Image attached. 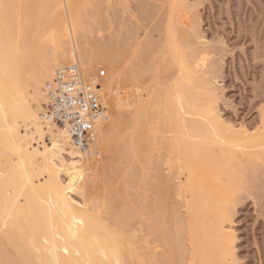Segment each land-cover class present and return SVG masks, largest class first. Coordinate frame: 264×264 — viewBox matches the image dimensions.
Returning a JSON list of instances; mask_svg holds the SVG:
<instances>
[{"label": "bare ground", "instance_id": "bare-ground-1", "mask_svg": "<svg viewBox=\"0 0 264 264\" xmlns=\"http://www.w3.org/2000/svg\"><path fill=\"white\" fill-rule=\"evenodd\" d=\"M66 1L70 2L68 3L70 4L69 12L71 13V17H70L71 20L69 21V23H67L66 21L67 19H65L64 20L65 22L63 24L61 22L63 21L62 19L64 18L62 17L63 11H59L62 13L61 15L60 13H58L59 16L57 17L58 18L57 21L59 23L58 22L57 23L59 25L62 23L61 24L62 29L59 28V30L61 29L60 30V32L62 33L61 35L68 36L70 40L69 42H66V43L64 41L63 42L61 41L60 43L57 42L58 44L55 42V44L57 45L55 46L53 45L54 46V47L52 46L53 48H50V47L48 48L46 46L47 47L46 49L43 43L41 44L43 45L41 47H40V44L38 47H36V45L34 46V43L36 42V40H39L38 39L39 36L40 37L43 36L42 38L44 39L43 34L46 33V32L44 33V30L46 29V28L44 29V26L46 27V24L47 25L50 24L52 20L50 18L51 14H54V13H51L53 10L52 8H54L55 6L56 7L55 11H57V7L59 6L61 7L62 5H64L61 2V0H0V264H123V263L125 264L126 262L124 261L125 259L123 258L124 256L123 253L124 252H126V254L128 253L127 248L128 249L130 248V251H131V248L132 250L134 248V238L132 234L129 236V232L126 231V230H129L128 226L133 221L131 220V223H128L129 218H131V216L127 212L128 211L127 209L129 208L128 206L126 208L125 203H123L125 201H123L124 199H122L123 198L122 195L118 194V189H116L117 187H115L116 184H121V183L120 182L118 183L117 179L116 181L115 179H113L114 176L115 177L119 176L118 173H120L122 165L125 164L124 163L126 159L125 153H128L127 147H126L127 144L126 143L123 144L124 138L122 139L123 141L121 140V137L125 135V133L120 135L121 133L120 130L122 129L121 127H123V130H124L125 129L124 126L126 124L125 122L124 124H122V122L125 120V117L127 119L128 117L123 116L124 119H122L123 118L122 115H124V113H122L121 111L120 112H116V111L119 110V108L122 107L123 105L124 106L129 105L126 102H128L127 95L129 94V91L131 90H129L128 87L122 86L125 82L127 86L130 83L132 84L133 82L134 83L141 82V85L143 83H145L143 85H147L148 83L146 84V81L150 79L151 74L155 75V73H152V72H157V71H158L156 73L158 77L157 79H160L161 81L162 74H159L161 73L159 72L160 66L156 62L159 61L161 57L167 56L164 54L166 51L164 50L165 52H162L161 56H160L161 53L159 52L158 54L156 51L157 55L160 56L158 60H156L157 58L153 55L155 54V52L153 51L152 53V49H150L151 53L145 54L144 52L143 54L145 55L141 54L138 51V53H136L137 55L135 54L131 55V56L134 55V59L133 57L131 59L128 58L130 62H127V64L126 63L120 64V60H119L120 56L118 57L119 48L118 49L115 48L116 50H111L113 49V47L110 49L111 46L109 47V49L108 48L106 49V47L104 46L106 50L103 49L102 51L101 50L102 47L100 45L101 52L99 51L98 54L95 52L96 55L93 54V56H90L89 54L86 53L84 46L83 48L82 46H80V44L75 39V35H74V33L76 32V31L74 32V25H76L77 27V25H79V22L83 21L80 18L81 16L80 12H78V5L75 2V0H66ZM178 4L180 5V3ZM174 5H175V2H174ZM172 8H175V6H173ZM170 12H171L170 14H173L174 16L173 9ZM173 16H170L171 17L170 20H172ZM52 25H54V23ZM168 25L169 24H167V26ZM168 29H169L168 33L170 35V32H171L170 27H168ZM79 31H81V28ZM60 32L58 33V35L60 34ZM55 34L57 35V33ZM184 34L186 33L183 32L182 36L186 38L187 34L185 36ZM169 35L167 34V36L170 39L171 37ZM45 36H47V33ZM56 37L58 36H55V38ZM68 37H66V39ZM35 38L37 39L33 40ZM59 38H63V37H60L59 35L58 41H59ZM79 38L80 37H78V39ZM174 41H177V40L174 38ZM170 42L171 40L167 42V45L168 43L169 45L171 43L175 44L173 48L172 46H169V45L168 46L176 50L175 46L177 45V43L176 42L174 43L173 40L171 43ZM63 43L64 44L68 43V44L67 46L66 45L63 46ZM166 48L167 46L165 47V49ZM92 49H95V47H93ZM147 51H149V49ZM167 51L170 52V53H166L168 54V57H169L171 55V51H169L168 49ZM174 53L175 52H172V55ZM164 57L162 59L163 62L169 61V59L171 62L172 60L171 63L169 62V64H167L166 69L163 68L164 71L161 69L164 72L163 74L165 75L168 73L166 71L167 69L168 71L171 70L170 66L172 65V63L175 65L177 62H174L175 60L173 61V59H171L172 56H170L169 58L168 57L164 58ZM73 61L78 62L83 68L84 72L88 76H93L94 74L98 72L96 69L102 67L99 65L98 62H101L100 64H102L103 61L106 63L108 62L109 64L111 62L113 64L111 65L114 67V69L111 68L113 70V73L108 74V75L106 73L107 76L103 79L104 81L102 83V88L100 89V93L102 94V97H103L102 99L104 100L103 101L104 111L97 123L96 140L94 144L88 149L81 148L75 143H73L70 136L64 129H62L61 127L53 123L46 122L42 118L43 106H44V102L46 101V96H45V91H44L45 85L47 84L49 80L54 79L55 71L58 67L66 65ZM126 61L128 60L126 59ZM183 61H184V58H183ZM133 62H135V64H133ZM184 62H187V61H184ZM184 62H182V64ZM108 63L106 65H108ZM187 64L189 65V62H187ZM97 65H99L100 67H97ZM111 65L108 66L109 69ZM156 65H157V68H156ZM185 65L186 63H184V65L182 66L177 65V68L180 67L179 69H181L183 67V69H181V72L178 69L179 72L181 73V78L178 77L176 80L179 79L180 82L177 83V81L175 80L176 84L173 83L172 85V86L176 85L175 86L176 89L171 88L168 90L165 89L164 91L163 90L159 91V88H158L159 85L162 88L166 86L165 84L166 81L164 83V81L160 82L159 80L158 81L161 84H157L158 83L157 82L156 83L157 85L152 91H150V89L153 88L154 86H152L149 89L150 93L148 94H150L149 95L150 99L148 100L147 103H144L142 105L140 104L141 109L140 110L138 109L139 111L137 113V118H135L137 120L134 122L135 124L133 127V129H135V132H133V135L135 133V136L133 137L135 138L132 140V144L134 145V148L132 149L135 154L142 156V159L144 160L143 165L144 163H148L145 160L146 159L145 157L147 156L146 154L150 150L149 148H147V146L150 145V144L148 145V140H150V138H152V136L154 135V133L153 135H151L152 133L149 134V132L153 130L155 126V124L151 121V119L152 118L154 120L156 119L155 116L157 117V112L155 113V115H153L155 112L154 109L156 108L157 110V106H158L157 104L160 103L159 105H161V103L163 102L162 104L166 105V107H163V110L165 108L164 118H166L167 116L166 124H168L169 128H171L170 130L171 132L175 131V135H173L175 136V138L173 139L174 142L172 141L174 144L173 150L176 149L175 152L178 153V155L177 153L175 154L179 157L178 158L176 156V158L180 159L179 164L181 163L180 165L181 170L183 169V172L187 173V181H186L187 185H185L186 186L185 188H187L188 190V194H189L188 198L191 197L190 198L191 200L188 199L189 200L188 205L191 207V210H192L191 212L193 213V217H192V214L190 212V207L188 206L189 212L191 214L189 221L190 222L192 221L188 229L190 228L189 230L192 231L193 239L191 240H193V244H194V246L192 245L194 247V248L192 247L194 251H192L191 254H194L193 252H195V255H193L195 257L192 256V261L193 260L195 261H193L194 263L193 262L192 263L193 264H213L212 262L216 261L217 263L220 262L219 264H224L223 256L224 254L229 255V252H230L229 246L231 247V245L228 244V241H227V245L225 244L226 241L225 242H223L224 240L222 242L220 241L219 243L221 244L218 245V248L220 246H223V245L224 246L222 248H219L220 251H218V249L215 250L216 252L218 251L217 252L218 254L219 252L222 253L223 251H225L223 252L224 254H221V253L219 254V255H223L221 256L222 258L218 255L217 258L213 259L214 257L212 256L211 259L208 260V257L206 256L204 248L206 247V245H208V248H209V245H212L210 247H213V246L215 247V245L218 243L217 242L215 244L214 240L218 239L217 237L219 235L218 232L220 229L218 231L216 230L218 229V227H220L218 226V223H220V221L219 222L215 221L214 216L216 215L215 216L216 220H220L218 219L220 216L227 217L225 215L226 214V211H224L225 209L221 207L220 206L221 204L219 203H221L222 200L226 202L227 196L229 200L232 198L235 199L236 193H233L234 194L233 196L231 194L232 191L230 192V190L232 188H233L232 190H234L235 188V192H236V189L238 188L237 186L241 187L243 186L244 183H245L244 184L245 186L246 181H244L245 178L240 180L241 178L240 177L241 175L239 174L240 171L237 173L238 175H240L239 176L240 178L238 177V179L235 176L233 177L232 174H234L233 173L234 171L232 172L229 171L230 173H232L231 174L232 177L228 175V177H230L231 179L225 182V183H228L229 185L228 184L219 185L218 183V187H217L216 185L217 183H215L214 186L211 185L212 186L211 190H209L210 188H208V186H207V189L206 187L202 186L204 184L210 186V184L206 183L207 181L206 182L203 181V180H206L207 178L205 179V177H203L202 174L206 172L205 170H208V171L211 170V165L214 164V162L212 163L211 156H209V153H208L209 150L212 148V145L221 144V142H218V141L220 140L222 141V139H224L223 138L224 136L226 137L224 139V142H227V141L229 142V139L231 140L232 137L229 138L228 135L224 133L225 131L223 130V128H222V131L224 132L221 134L222 131L221 132L219 131L221 130L219 127L220 125L219 121H215L216 124L212 122L213 118H211L210 116L211 110L205 111V106H204L205 103L201 105L203 101L199 100L201 96L197 97L199 98L198 99L199 102H201L200 105L198 104L199 102H197L198 100L196 99L195 95H194V98H192L195 101H193L190 98L193 95V92L191 91H193L192 89L195 88L193 86H195L196 84L195 80L193 81L191 79L195 75L193 74L194 72L192 73L190 71L192 73L191 74L188 71L192 67L188 68L189 66L186 65L187 67H185ZM127 66H128V69H127ZM125 67L127 70L125 69ZM168 67H170V69ZM183 71L186 72V74L182 73ZM119 75H121L123 78ZM188 75L192 76L191 79ZM119 77L122 78L123 80L122 79L120 80ZM165 77H167V75H165ZM195 77L194 79L197 80V77L196 78ZM162 80H165V79L162 78ZM177 84H179V86ZM187 84H189V86H187ZM190 86L192 89L188 90L186 87L190 88ZM121 93H124V95L127 94L126 95L127 97H125L126 98L125 103L123 102L124 98L121 99ZM190 93L192 95L189 97ZM32 101L34 102L36 101L38 103L43 102L42 103L43 106L42 104H40V107L42 108V110L40 107L38 108L39 104L36 107L33 105ZM186 104L190 105V106L188 105L189 108H186L185 106ZM137 106L138 104L136 105V108H138ZM175 107L179 108L178 110L179 115L175 114L177 110L173 113L172 108H175ZM160 108L161 106L158 108L159 112H160ZM119 113H122V115H120ZM196 114L202 116V118L205 116L204 117L205 119L203 118V119H200V121L198 120L195 121L194 120L195 118L192 119L190 117V115L191 116L194 115L195 117ZM207 116H210V117H208L207 119ZM213 117H215V115ZM20 119H22L21 122L23 121L25 122V125L28 127L30 134L29 132L21 133V131H19ZM156 121L157 120H155V122ZM209 121L214 123V126ZM208 122L209 124H212V126L210 125L208 126ZM149 123H151V125L153 124L154 126L153 125L151 126ZM149 125L153 127L151 130H149L151 128ZM209 127L210 128L214 127L216 130L210 129ZM148 134L151 135V137H149ZM241 134L243 135V133ZM37 135H39L40 136L39 138L41 139L39 141L38 146L33 145L32 141L30 140V138L36 139ZM145 135L149 137V139L147 138L148 140L145 139L146 138ZM261 135L262 136H259L258 138H261V139L263 138V143H264V133L263 134L261 133ZM45 136H49L50 142H46L44 140ZM230 136H233V134ZM244 136H246V134ZM119 138L122 141V143L119 141ZM245 138H248V137H245ZM253 138H255V136H253ZM261 139H258L259 145L257 144L258 146L256 147L258 148L259 146H261L259 147V149L261 148V150L264 151L263 149L264 147L262 148L264 144L262 143L261 145V142H262ZM153 141H151L152 147L154 143L155 144L157 143L156 141L152 143ZM255 141L256 140L253 141V144L255 143ZM151 145L149 147H151ZM246 145L248 146V149L251 146L248 144ZM258 153L257 155L259 156ZM95 155L100 156V160L98 164L95 163V159H94ZM254 155H255L254 157H253V154L251 155V158H253L252 160H254L255 157L257 156L256 153H254ZM97 156H95V158ZM215 157L217 156L215 155ZM220 157L217 159L218 161L216 163L219 165L215 164V168L217 167L221 168L222 166L226 165L224 163L226 162V160H224V162L222 160L221 162V160L219 159H221L222 157L221 158ZM1 158L5 160L4 163L1 162ZM14 158H16V160ZM93 162L94 164L98 165L97 170L95 168L96 166H94L96 170L95 172L96 174L89 173L91 172L89 170L93 168L92 166ZM209 163H211L210 166H209ZM220 163L222 166L220 165ZM230 164H233V163H229V164L227 163V166L229 165V167L231 168ZM254 164H257V163L252 162L251 165H254ZM206 167L210 169H207ZM232 168L233 169L231 170L236 169V167L234 169L233 166ZM240 170H242V168ZM126 171L127 170H125L124 172ZM61 172H63L67 176V182L65 180V183L60 180L61 178H59V175ZM104 172L106 174L110 173V175L108 174V176H111V177H108V178L105 177L103 175ZM244 172H246V169L245 171H242L241 174L242 173L244 174ZM37 173L39 175L40 174L45 175V180L42 181L41 183H38L36 181L37 178L35 179V177L38 176ZM100 173L102 174L100 175ZM97 174L100 176H98ZM96 175L97 177H99L98 179ZM133 175L135 174L134 173L128 174L127 172V175H126L128 177L127 180L129 179L128 181H130L133 178ZM101 176H104V177L100 178ZM105 178H107V180ZM109 178L113 180L111 181ZM159 178L157 177V180L151 183L153 187L152 190L154 191V194H155L154 203H152L153 200L152 201L150 200L152 204H150V206L148 205L149 208L147 209V211L145 210L144 212V211H141L140 209V211H137L135 213L136 215L134 216L135 217L137 216V218L139 217L142 219L141 221L143 223L144 229L149 235L157 236L163 241L165 240L169 242L170 245H167L168 253L170 252L169 257L168 255L163 256L165 257L164 259L166 260L163 259L162 261H164V263L165 261H167L166 264L168 263L172 264L174 262H175L174 264H176L177 261L174 259L178 256L177 254L184 247L182 248L180 247L181 243H183L181 242L182 238L180 237L181 236L180 234L174 236V233H173L171 237L169 236L170 234L168 235L169 232H168V229L166 228L168 227V225L172 226L171 223L173 222L171 223L169 222L172 221L173 219L170 218L171 214L169 216L168 203H166V199H167L166 195H167L168 189H166L167 184L165 183L167 180L165 179V181H163L164 180L163 177H162L163 180H161V176ZM200 179H202L201 181H203V184H201L202 182L200 181ZM236 179L238 181H235ZM113 181H115L116 183L115 182H114L115 184L112 183ZM234 181L237 183H235ZM239 181L240 183H238ZM242 181H244V183ZM103 184H105L106 191L111 196V199L114 201L113 202L111 200L113 202L112 203L113 212L109 211L106 213L107 214L112 213V217L116 215V218L115 216L113 218H115L114 222L117 227H114V224L113 226L111 225V223L113 222L112 221L113 218L111 219L112 222L110 224L105 223V222H108L106 219L108 216L105 212L104 213L101 212L100 214L96 212L95 210L96 207H92V206H91L92 208L86 207V208H91L89 209L91 211H93V209L95 208L94 209L95 212L91 213L90 211H88V209L81 208L78 205L79 202L76 201L72 196L73 194H76V193H81L84 195L86 193V195L84 196L86 200L88 201L90 199L91 204H95L97 206L99 203V190L101 189V187H103ZM232 184L234 185L233 187H232ZM237 184H240V185H237ZM224 185L226 187L228 186L227 187L228 189ZM121 187L123 186H120V188ZM7 189H11L12 194H8ZM121 191H122V188H121ZM121 191L119 190L120 193ZM224 191L225 193H228V192L230 193L225 194ZM222 194L223 196L226 195V197L222 198L223 197ZM118 195L120 196L117 197ZM230 195H232L231 198L229 197ZM219 196H221L222 199L219 198ZM219 199H221V201ZM211 201L213 202L211 203L212 206L215 204H218L217 205L218 208L217 206H215L214 208L213 207L210 208L209 202ZM206 205H207V208H206ZM133 208L136 210L135 207ZM211 209H214V210H211ZM210 210L212 211V213L215 212L214 216L212 214L209 215V216H213L212 219L214 222L213 221L211 222L209 220L211 224L206 221L208 223L207 224L204 218L206 219L208 214L211 213ZM216 210L218 213L216 212ZM115 211H117V213ZM227 211L230 212L229 207ZM222 212L224 213V215ZM95 213H97L98 216ZM99 215H102L100 217H105V215L107 216L105 217L106 220H104V218L102 219L105 222L101 220ZM127 215H129L128 218H126ZM117 217L119 219H117ZM121 218L124 220H122ZM120 219L125 222L127 221L128 225L126 224L127 226H125L124 225L125 222L124 223L122 222L119 224L116 223V221ZM174 219L177 221V218H174ZM121 220L119 222H121ZM175 220H174V224H175ZM222 221L223 220H221V222ZM204 222H205V225H204ZM177 223L178 222H176V225ZM209 224L212 226L211 228H209L210 227ZM176 225H175L176 228L174 227L175 229H177ZM170 226L168 227L169 229H170ZM123 227H125L126 230H123L124 229ZM119 228L123 230V232H121ZM172 230H173V227H172ZM178 230L177 232L175 230V234L179 233ZM126 233H128V235ZM183 234L185 235L184 232ZM122 235H123V238H126L127 236V239L122 240L123 239L121 238ZM189 236H190V232H189ZM161 237H164L165 239ZM121 241L123 242L127 241L126 243H128L127 244L128 246H125L126 243H122ZM183 241H184V238H183ZM167 242L165 243L168 244ZM209 243H214L215 245L209 244ZM214 249H210V250H214ZM132 252L135 253V251H132ZM183 252H184V249H183ZM209 252L211 253V251ZM213 252L214 251H212V253ZM171 254L173 255L171 256ZM181 254L182 252L179 253L178 257H180ZM127 255L132 257L134 254L128 253ZM182 255H184V253ZM181 258H184V256L183 257L181 256ZM131 259L132 258H130V260ZM212 259L214 261H212ZM126 260H127V257H126ZM179 261L177 262V264L181 263Z\"/></svg>", "mask_w": 264, "mask_h": 264}, {"label": "rangeland", "instance_id": "rangeland-1", "mask_svg": "<svg viewBox=\"0 0 264 264\" xmlns=\"http://www.w3.org/2000/svg\"><path fill=\"white\" fill-rule=\"evenodd\" d=\"M61 2L64 4V5H62L63 7L59 6V7H57V11H55L56 7L54 6V8H52L54 11L52 10V12H51L54 14L50 13L51 14L50 18L52 20L50 19L51 20L50 24H48V25L46 24V27L44 26V29L46 28L44 30V33L46 32L48 37L45 36L46 35V33H45V34H43L44 39L42 38L43 36H41V37L39 36L38 37L39 40H36L37 38L33 39V40H36V42L34 43V46L36 45V47H38L40 44V47H41V46H43V45H41L43 43L45 47L47 46L48 48L49 47L53 48L55 45H57L61 41L62 42L64 41L65 43L69 42V40H70L69 37L61 35L62 33L60 32V30L62 29L61 24L62 23L64 24L65 19H67L66 20L67 23H69V21L71 20L70 19L71 13L69 12V9H70L69 3L70 2L66 1V0H61ZM75 2L78 5V12H80V15H81L80 18H81V20H83V21H80L81 23L79 22V25H77L78 28L76 27V25H74V32L76 31L74 33L75 39L80 44V46H82V48L84 46L86 53L89 54L90 56H93V54L96 55V53L98 54V52L101 49L100 45L102 47V49H101L102 51H103V49L104 50H106L107 48L109 49V47L111 46L110 49L113 47V49H111V50H116L115 48H117V49L119 48L118 49L119 50L118 51L119 52L118 57L120 56L119 57L120 64H125V63L127 64V62H130L129 59H131L132 57L134 59V55L133 56H131V55L132 54L137 55L136 53H138V51L141 54H143L144 52H145V54H148V53H151L150 49H152V53H153V51L155 52V54H153V55L157 58L156 60H158V58L162 55V52H165V51L166 52L164 54L167 56H165V57L163 56V57L164 58L168 57V54H166V53H170L167 51V49H168L169 51H171V55H170V56H172L171 59H173V61L175 60L174 62H177L178 64L177 63L176 64L178 66L184 65V63H186V65H188L187 62H189L188 68H191V67L192 68L188 71L189 72L191 71L192 73L194 72L193 74L197 77V80L194 79V77H195L194 75H193L194 77L189 76V75L188 76L190 77V79L192 77L191 80H193V81L195 80L196 84L198 83L197 85L194 83L195 86H193V87H195L196 89L191 88L193 83L190 86V88L186 87L188 90L189 89L193 90V91H191V92H193V95L190 93L189 97L192 95V97H190L192 99V98H194V95H195L196 99L198 100L199 98H197V97L201 96L202 99L200 98L199 100H202L203 102L201 103L198 100L197 101V102H199L198 104L200 105V103H201V105H203V103H205L204 104L205 111L211 110L210 111L211 118H213V119L216 118V119H214V121L212 119V122L215 123V121H219L220 125L219 124L218 125L221 129L219 131L221 132L222 128L225 131V132L222 131L221 134L224 132L226 135H228L229 138H231V137L233 138V139L231 138V140H230L227 137L229 139V142L227 141L228 142L227 143V142H224V139L226 138L224 136L223 137L224 139H222V141L221 140L218 141V142H221V144L212 145V148L210 149L211 152L209 150L208 153H209V156H211L212 163L214 162V164H213L214 166L211 165V170H209V171L205 170L206 171V172H204L205 176H204V174H202V176L205 177V179L207 178L206 180H203V181L204 182L207 181L206 183L210 184V186L206 185V184H204L205 186L204 185H202V186L206 187V189L208 186V188H210L209 190H211L212 189L211 187L214 186L215 183H217L216 184L217 187H218V183H219V185L220 184L221 185L228 184L225 182L230 180L231 179L230 177H232L231 176L232 173H230L229 171H231V172L234 171L233 172L234 174H232L233 177L235 176L238 179V177L241 175L240 176L241 178L239 177L240 180L245 178L244 181H246L245 186H244V184H245L244 181H242L244 183L243 186H241V187L237 186L238 188L235 186L237 188L236 192H235V188H234V190H232L233 188L232 189L230 188L231 189L230 192L232 191L231 194L233 196H234L233 193H236L235 199L232 198L229 200V198L227 196L229 201L227 200V198H226V202H224V200H222L223 203L222 202L219 203V201H218V203L221 204L220 206L225 209L224 211H226L225 215L227 217H221L220 216L221 218L217 217L220 220H216L215 212L212 213V211H211L214 209H211L210 210L211 213L209 211L210 214H208V216H207L208 218L207 217H206V219L204 218L205 222L207 221L210 223V221L211 222L213 221L212 217L215 215L214 216L215 221H218V222L220 221V223H218V226H220V227H218V229L216 231H218L220 229L219 230L220 233L218 232V234L219 235L221 234L220 236L217 234L218 239L214 240L215 244L218 242L216 244L217 247L214 243H209V244H214L215 247L214 246L213 247L215 249L213 247H210L212 245H209V248H208V245H206V247L204 248L206 256L208 257V260L211 259L212 256L214 257L213 259L217 258L218 255L221 253V252H219V254L217 253L218 251H220L219 248H222L224 246L223 245V246H220L218 248V245L221 244L219 242L220 241L222 242L224 240L223 242L226 241V243H225L226 245H227V241H228V244L231 245V247L229 246V248H230L229 255L224 254L223 252H225V251H223L221 249L223 251L221 254H224V256L223 255H219V256L224 257L223 258L224 264H264V155H263L264 151L261 150V148L259 149V147H261V146H259L258 148L256 147L259 145L258 139H261L258 137L262 136L261 133L262 134L264 133V0H75ZM174 2H175V5H174ZM178 3H180V5ZM171 6L172 7L175 6L176 9L172 8ZM172 9H173L174 16H173V14H170L171 13L170 11ZM59 11H63V13L59 12ZM58 13H60V15H61V13L64 15V16L62 15V17H64L63 19L61 17V19L63 21H61L62 23L60 25L58 24L59 22L57 21V19H58L57 17L59 16ZM170 16H173L172 20H170L171 19ZM173 19H174V21H173ZM53 23H54V25H52ZM167 24H169V25L167 26ZM75 27H76V29H75ZM168 27H170V31H171L170 35L168 33L169 32ZM59 28H61V29L59 30ZM80 28H81V31H79ZM59 32H60V34H59L60 37H63V38H59V41H58V37H59L58 33ZM183 32L187 34V35L184 34V36L185 35L187 36L186 38L182 36ZM55 33H57V35ZM167 34L171 37L170 39L167 36ZM55 36H58V37L55 38ZM66 37H68V38L66 39ZM78 37H80V38L78 39ZM166 38L168 41L171 40V42H172V40H173L174 43L175 42L177 43V45H176L177 47L175 46V49L177 51L172 49L175 44L170 42L171 44L169 45V43H168V45L172 46V48H170L167 45L168 41L166 40ZM174 38L177 41H174ZM55 39H57V40H55ZM89 40L91 43L89 42ZM55 42L56 43L58 42V43L55 44ZM107 42H109V43L111 42V43L109 44ZM67 44L63 43V46H65V45L67 46ZM106 45H108V46H106ZM115 45H117V46H115ZM122 45H123V47H122ZM85 46H87V47H85ZM104 46L106 47V49ZM166 46H167V48L165 49ZM47 47H46V49H47ZM93 47H95V49H92ZM124 48H126V49H124ZM148 49L150 52L147 51ZM40 50H38V51H40ZM156 51L158 54H159V52L161 53L160 56L157 55ZM172 52H175L173 54L174 56L172 55ZM120 54L121 55L123 54V55L121 56ZM145 54H143V55H145ZM129 56H131V57H129ZM180 56H182V57H180ZM163 57H161L160 60L156 62L160 66L159 72H161V73H159V74H162V78L165 79V80H162V78H161V81L162 82L164 81V83L166 81V83H165L166 86L165 87L163 86L164 88H162L160 85L158 86L159 91H162V90L164 91L165 89L168 90L171 88H175V86H176L175 80L178 77L181 78L180 72H181V69H183V67L181 69H179L180 67L177 68V65L175 64L176 65L175 66L172 63V65L170 66L171 72L168 71V69H167L166 71L169 74L167 72H165V73H167V74H165V75H167V77H165V75L163 74L164 73L163 68H165V69L167 68V64H169L170 59H169V61H166L167 62L166 63L165 61L163 62V60H162ZM183 58H184V61H187V62H184ZM126 59L128 61H126ZM176 59H178V60H176ZM201 60H203V61H201ZM171 62H172V60H171ZM182 62H184V63L182 64ZM98 63L102 67L104 65L105 68L104 67L103 68L106 71L107 75L113 73V70L111 68L114 69V67L112 66L113 64L111 62H110V64L107 62L108 65H106L107 63L104 61L102 63L103 65L100 64L101 62H98ZM179 63H180V65H179ZM128 64H130V63H128ZM133 64H135V62H133ZM161 64H162V66H161ZM99 65H97V67H100ZM109 65H111L110 69L108 68ZM186 65H185V67H187ZM131 66H132V64H131ZM102 67L97 68L96 70L100 71L101 69H103ZM129 67H130V65H129ZM170 67H168V68L170 69ZM156 68H157V65H156ZM125 69H126V67H125ZM127 69H128V66H127ZM178 69L180 70V72ZM126 70H124V71H126ZM157 72H152V73H155V75L151 74L150 79L148 78L149 80L146 81V84L148 83L147 85L149 87L147 85H143L145 83H143L141 85V82H138V81H137L138 83H134V82H133L134 84L130 83L129 84L130 87H129V85L127 86L125 84L126 83L125 82L122 86L128 87L129 90H131V91H129L128 95L127 94L124 95V93H121V99L124 98V101L123 100L122 101L125 103L126 102L125 97L128 96L127 98L129 100L127 99L128 102H126V103H128L129 105L125 104L127 106H124L122 103L123 106L122 107L118 106V107H120L119 110L116 109L117 110L116 112L121 111L122 113H124V115H122V113H119L120 115H122V117L123 116L128 117V119L125 117V120L122 122V124H124V122L126 123L125 124L126 127L124 126L125 131L123 130V127H121L122 129L121 130L119 129L121 133L118 132V133H120V135L125 133V135H123L122 137L120 136V137H121V140L124 138L123 139L124 141L123 140L122 141H123V144H125V143L127 144L126 147H127L128 153H125L126 159H125L124 163L126 165L123 163L124 165H122L120 173H118L119 178L115 177L114 174H113L114 178L113 177L112 178L115 179V181L117 179L118 180L117 182L121 183V184H116L115 187H117L116 189H118V194L122 195V197H123L122 199H124L123 201H125V202H123V201L122 202L125 203L126 208L128 206V208L130 209V210L127 209L128 210L127 212L131 216L132 219L129 218L128 223H131V220L133 221L128 226L129 230H126L125 227H123L124 228L123 230L128 231L129 236L132 234V236L134 238L133 250L131 248V251H130V248L128 249L126 247L128 250L127 252L132 253L134 255L133 256L131 255L132 257H130L127 255L128 253L126 254V252H124L123 258L125 259L124 261L127 264H166L167 263V261H165V263H164V261H162V260L165 258L163 256L168 255V257H169L170 252L168 253V246H167V245H170L169 242L164 240L165 242L168 243V244H166L159 237L154 236V235H149L144 229L143 223L141 221L142 219L139 217L137 218V216L136 217L134 216V215H136L135 213L137 211H140V209H141V211H144V212H145V210L147 211L150 204L154 203L155 194H154V191L152 190L153 187H152L151 183L153 181H156L157 177L159 178L161 176V180H163L162 177L164 178L163 181H165V179L167 180L165 183V184H167L166 189H168L167 195H166V198H167L166 203H168L169 216L171 214L170 218L173 219L172 221L169 222V223L173 222V223H171L172 226L168 225V227L170 226V229L168 227L166 228V229H168V232H169V233L168 232L167 233H168V235L170 234L169 235L170 237L173 235V233H174V236L180 234L181 235L180 237L182 238L181 242H183V243H181L180 247L181 248L184 247L181 249L182 251L180 250V252H182V254L184 253V255L181 254L182 257L184 256V258H181V256L178 257L179 253H180L179 252L177 254L178 256L176 258L174 257L175 258L174 260H176L177 262L179 260H181V261H179V262H181L180 264H182V263L183 264H193L194 263L193 261H195V260L192 261V256L195 255V252H193L194 254H191V252L194 251L193 240H191V239H193V234H192V231L189 230L190 228L188 229V227L190 226V224L192 222V221L191 222L189 221L190 216L192 214V217H193V213L191 212L192 211L191 207L188 205V201H189L188 199H190L191 197L188 198L189 197L188 190H187V188H185L186 187L185 185H187L186 184L187 173L183 172V169L181 170V167H180L181 163L179 164L180 159L176 158L178 153L175 152L176 149L173 150L174 149L173 148V145H174L173 139L175 138V136H173V135H175V131L171 132L170 131L171 128H169L168 124H166L167 123V116H166V118H164L165 108L163 110V107H166V105L162 104L163 102L161 103V105H159L160 103L157 104L158 105L157 110L161 106L160 112H159V110L157 111L156 108L154 109L155 112L153 115H155V113L157 112V117L155 116V118H156L155 120H157V121L155 122V120L153 118L151 119V121L155 124V126L152 124L154 126V128L151 127L152 122L149 123L151 125V126L149 125L151 127L149 130H151L152 128H153V130H151L150 132L148 130V132H149V134L152 133L151 135H153V133H154V135H153L154 137L152 136V138H150V140H148L149 137H151V135L148 134L149 137H147L145 135L146 136L145 139L148 138L147 139L148 145L149 144L151 145V141H153V140L157 142L156 144L154 143V141L152 142L155 144V145L153 144V147H152V145H151V147H149L150 145L147 146V148L150 149L149 152H147L148 149L146 150L147 156L145 157L146 158L145 160L148 163H144V165H143L144 160L142 159V156L135 154L133 149H132V148H134V145L132 144V140L135 138V137H133V136H135V133L133 135V132H135V129H133V127L135 124L134 122L137 120V119H135V118H137V113L141 109L140 104L142 105L144 103H147L148 100L150 99V97H149L150 94H148V93H150V91H152L157 84H161V83H159L160 79H157L158 78L157 74H156ZM182 73L186 74V72H184V71ZM159 74H158V76H159ZM121 75H119V76H121ZM122 78L119 77L120 80ZM166 78H167V80H166ZM176 81H177V83L180 82L179 79ZM121 82H123V81H121ZM173 83H175L174 84L175 86H172ZM177 85L179 86V84H177ZM152 86H154V87L151 88ZM187 86H189V84H187ZM149 89H150V91H149ZM193 101H195V100H193ZM32 103L36 107L39 104V106H38V108H39L40 104H42L43 102L38 103L36 101L35 102L32 101ZM137 104H138V106H137L138 108H136ZM103 105H104V102H103ZM188 105L189 104L185 105L186 108H189L190 105L189 106ZM42 106H43V104H42ZM139 106H140V108H139ZM41 110H42V108H41ZM176 110H177V112H175ZM178 110H179L178 107L172 108L173 113L175 112L176 115H179ZM191 115H192V113H191ZM191 115H190V117L192 119L195 118L194 119L195 121L196 120L200 121V119H203L205 117L204 116L202 118V116H200L198 114H196L197 116L195 115V117H194V115L193 116H191ZM212 115L213 116L215 115V117H213ZM210 116H207V119ZM124 117L122 119H124ZM176 117H178V116H176ZM21 121H22V119H20V122H19V124H20L19 131H21V133H28L29 132V134H30V131H29L28 127L25 125V122L24 121L21 122ZM209 122H208V126L209 125L212 126V124L214 126V123L210 122L212 124H209ZM168 123H169V121H168ZM206 123H207V121H206ZM169 125H170V123H169ZM215 127H216V125H215ZM210 129H215V128L211 127ZM226 132L229 134H227ZM241 133H243V135ZM244 133L246 134V136H244L245 135ZM171 134L173 137L171 136ZM232 134H233V136H230ZM253 136H255V138H253ZM39 137L40 136L37 135L36 139L30 138L33 145H36V146L39 145V141L41 140ZM243 137L244 138L248 137V138L244 139ZM154 138L155 139L157 138L158 140L157 139L155 140ZM44 140L46 142H50L49 136H45ZM121 140L119 138V141L122 143ZM254 140L257 141V143L255 141V143H256V144L254 143L255 145L253 144ZM261 140H262V142H261V145H262L263 138ZM171 144H172V146H171ZM213 144H215V143H213ZM246 144L251 145L249 147V149H248V146ZM263 147L264 146H262V148ZM129 151H131V152H129ZM258 152H260L261 155ZM175 153H177V155ZM210 153H211V155H210ZM254 153H256V155L258 153L260 157L257 155L255 157V159L252 160L253 158H251V155L253 154V157H254L255 156ZM215 155L217 157H215ZM95 156H97V155H95ZM95 156H94L95 163L98 164V162L100 160V156L98 155L99 157L97 156L96 157L97 159L95 158ZM212 157H213V159H212ZM219 157L221 158V159H219V160H221V162H222V160H223V162H224V160H226V162H224L226 165L223 164L225 166L224 167L220 163V165L222 167L221 168H218V167L215 168V164L217 163V161H218L217 159ZM209 158H207V159H209ZM14 159L16 160V158H14ZM140 160L142 163L140 162ZM254 161H256V162H254ZM1 162L4 163L5 160L3 158H1ZM252 162L257 163V164L251 165ZM227 163L228 164L233 163V164H230L231 168L229 167V165L227 166ZM97 164H94V162H93V165H92L93 168H94V166H96L95 167L96 170L98 167ZM210 164L211 163H209V166H210ZM216 165H219V164H216ZM232 166L234 167V169L236 167V169L231 170V169H233ZM93 168L91 170H89V171H91V172H89L90 174H92V173L94 174L96 172L95 168L94 169ZM206 168L210 169L208 167H206ZM241 168H242V170H240ZM223 169H225V170H223ZM245 169H246V172H244L245 175L243 173L241 174V172L245 171ZM248 169H249V171H248ZM125 170H127V171L124 172ZM236 170H238V171H236ZM127 172H128V174H131V173L135 174V175H133V178L130 181H128L129 179L127 180V178H128L126 176ZM238 172L240 175L237 174ZM101 174L102 173H100V175ZM108 174L110 175V173H108ZM108 174H106L105 172L103 173V175L105 177H107V178L111 177V176H108ZM37 175L39 177L35 175L36 176L35 179L37 178L36 181L38 183H41L42 181L45 180V175H41V174L39 175L38 173H37ZM97 175H96V177H97ZM100 175H98V176H100ZM228 175H230V177H228ZM104 176H101L100 178H102ZM59 178H61L60 180L62 182L65 183V180L67 182V176L63 172L60 173ZM98 178L99 177H97V179ZM107 178H105V179L107 180ZM109 179L111 180V178H109ZM212 179H214V180H212ZM237 179L235 181H238ZM201 180L202 179H200V181ZM115 181H113L112 183H114ZM203 181H201L202 183L201 182L200 183L203 184ZM167 182H169L170 184ZM211 182H213V183H211ZM235 183H237V182H235ZM238 183H240V181ZM119 185L123 186V187H121L122 191H121V188ZM237 185H240V184H237ZM233 186L234 185L232 184V187ZM239 187H240V189H239ZM227 189H225V190H227ZM7 190H8V194H12L11 189H7ZM119 190L121 191V193L119 192ZM230 192H228V193H230ZM224 193H225V191H224ZM228 193H225V194H228ZM223 194H222V196H223ZM85 195H86V193H85ZM85 195L81 194V193H76V194L72 195L73 198L79 202L78 205L81 208L88 209V211H90L91 213L95 212L94 211L95 208L93 209V211L89 210L92 207H96V209H95L96 212L100 213V214H101V212H103V213L104 212L106 213L109 211L113 212V210H112L113 204L112 203L114 201L111 199V196L106 191L105 184H103V187H101V189L99 190V203L97 206L95 204H91L90 199L87 201L86 198L84 197ZM232 195H230L229 197L231 198ZM119 196L120 195H118L117 197H119ZM217 197H216V199H217ZM225 197H226V195L223 196L222 198H225ZM219 198H221V196H219ZM138 199H139V201H138ZM221 199H219V200L221 201ZM150 200L151 201L153 200V202L151 203ZM212 201L209 202L210 205L207 204L210 206V208L211 207L214 208L215 206L218 205V204H215L217 202L216 201L214 203L215 205L212 206V204H211V203H213ZM119 203H121V202H119ZM189 204H190V202H189ZM207 205H206V208H207ZM82 206H84V207H82ZM188 206L190 207L191 214L189 212ZM86 207H91V208H86ZM133 207H135L136 210ZM228 207H229L230 212L227 211ZM217 208H218V206H217ZM170 209H171V211H170ZM217 210H216V212H217ZM117 211H115V212L117 213ZM220 211H222V210H220ZM97 213H95V214H97ZM207 213H208V211H207ZM95 214H93V215H95ZM211 214L213 216H209ZM227 214H229V215H227ZM129 215H127L126 218H128ZM223 215H224V213H223ZM97 216H98V214H97ZM100 216H102V215H99V217ZM107 216L105 215V217H107L106 219L108 222L104 221V220H106L105 217H100V218H101V220L104 218V220H102V221L105 223L110 224L112 221L114 222L116 215H114L115 218H113L114 216L112 217V213L111 214L108 213ZM138 216H139V214H138ZM119 217H121V216H119ZM174 218H177V221ZM111 219H112V221H111ZM117 219H119V218L117 217ZM120 220H117L118 222L116 221V223L119 224V223L125 222V221H122L124 219H122L121 222H119ZM174 220H175V224H174ZM221 220H223V221L221 222ZM113 222L111 223V225L113 226V224H114V227H117L115 222L114 223ZM176 222H178L177 225H176ZM205 222H204V225H205ZM128 223L126 221L124 223V225L127 226ZM179 224H180V226H179ZM175 225L177 226V229H175L176 228ZM172 227H173L174 231L172 230ZM211 227L212 226L210 225L209 228H211ZM121 228H122V226H121ZM180 228H181V230H180ZM123 230L120 229L121 232H123ZM175 230H176V232L178 230L179 233L175 234ZM126 231H124V232H126ZM183 232L185 233V235L183 234ZM186 232H188V233H186ZM189 232H190V236H189ZM212 233H213V231H212ZM126 234L128 235V233H126ZM183 235H184V237H183ZM219 237H221V238H219ZM121 238H123V235ZM161 238H164V237H161ZM183 238H184V241H183ZM124 239H127V236H126V238H123L122 240H124ZM226 239H228V240H226ZM121 242L126 243L127 241L126 242L121 241ZM127 244L128 243H126L125 246H128ZM183 249H184V252H183ZM204 249H203V251H204ZM210 249H214V250H210ZM217 249H218V251L216 252L215 250H217ZM132 251H135V253H133ZM178 251H179V249H178ZM209 251H211V253ZM212 251H214V252L212 253ZM176 253H177V251H176ZM214 253H216V254H214ZM209 254H211V255H209ZM212 254H214V255H212ZM172 255L173 254H171V256ZM174 256H176V255H174ZM126 257H127V260L128 259L130 260V258H132V259L130 261L129 260L127 261ZM193 257H195V256H193ZM213 259H212V261H214ZM164 260H166V259H164ZM220 260H222V259H220ZM177 262H176V264H177ZM174 263H172V264H174ZM210 263H211V261H210ZM212 263L213 264H219L220 262L217 263L215 261Z\"/></svg>", "mask_w": 264, "mask_h": 264}, {"label": "built area", "instance_id": "built-area-1", "mask_svg": "<svg viewBox=\"0 0 264 264\" xmlns=\"http://www.w3.org/2000/svg\"><path fill=\"white\" fill-rule=\"evenodd\" d=\"M105 77L104 69L88 76L76 61L58 67L44 88L42 118L64 129L79 147L90 148L104 111L100 89Z\"/></svg>", "mask_w": 264, "mask_h": 264}]
</instances>
